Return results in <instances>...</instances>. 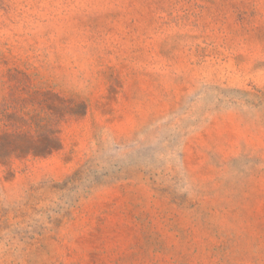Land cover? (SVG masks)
Here are the masks:
<instances>
[{"label": "rangeland", "instance_id": "rangeland-1", "mask_svg": "<svg viewBox=\"0 0 264 264\" xmlns=\"http://www.w3.org/2000/svg\"><path fill=\"white\" fill-rule=\"evenodd\" d=\"M0 264H264V0H0Z\"/></svg>", "mask_w": 264, "mask_h": 264}]
</instances>
